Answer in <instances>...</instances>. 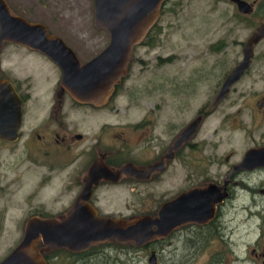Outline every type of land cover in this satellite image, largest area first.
<instances>
[{
    "label": "flooded vegetation",
    "instance_id": "1",
    "mask_svg": "<svg viewBox=\"0 0 264 264\" xmlns=\"http://www.w3.org/2000/svg\"><path fill=\"white\" fill-rule=\"evenodd\" d=\"M42 1L0 0V13L16 19L9 32L21 21L42 25L38 36L54 48L48 54L19 34H0V262L33 232L38 264H264V0L224 2L229 13L224 7L214 20L221 35L197 44L187 60L159 49L154 30L164 0L124 73L92 102L75 99L62 82L71 61L63 46L80 67L110 35L52 32ZM245 54L241 75L217 98ZM202 71L223 74L205 98ZM251 74L257 89L243 82ZM215 116L227 127L222 152L217 125L207 127ZM176 197L179 224L141 245L107 239L72 249L42 240L72 232L73 218L87 214L156 218Z\"/></svg>",
    "mask_w": 264,
    "mask_h": 264
},
{
    "label": "water",
    "instance_id": "2",
    "mask_svg": "<svg viewBox=\"0 0 264 264\" xmlns=\"http://www.w3.org/2000/svg\"><path fill=\"white\" fill-rule=\"evenodd\" d=\"M163 1L92 0L94 26L105 30L110 35V39L106 48L98 56L80 67L71 51L65 48L59 39L53 40L54 43L57 41V46H63L70 53L71 61L65 65L68 67H63L62 82L75 99L81 102H92L98 97L107 96L112 84L116 83L119 76L124 73L133 46L141 41L143 35L157 20ZM7 17L0 13L1 35L5 32L19 34L20 42L37 45L36 48L48 54L53 52L54 48L45 46V38L38 36V34H45L42 25L21 21L17 31L9 32L8 28L16 19ZM54 58L58 59V56L54 55ZM247 59L248 54H245L244 63L226 74L217 98L222 97L229 84L241 75ZM66 75L71 76V80H66ZM253 153L248 152L244 160L251 161ZM178 199V197L175 198L173 205H162L156 218H140L125 222L91 214L77 216L73 218L75 227L72 232L42 233V240L49 245L67 246L72 249L87 248L91 244L107 239L133 241L135 245H141L151 239L163 237L173 226L179 224L181 216L175 206ZM76 210L81 209L76 208ZM32 226L34 225H28L27 229H32ZM65 226L66 224H59L57 230H63ZM151 226L155 228L151 229ZM36 236L33 232H26L20 244L0 264H38V256L31 247L33 238Z\"/></svg>",
    "mask_w": 264,
    "mask_h": 264
},
{
    "label": "rangeland",
    "instance_id": "3",
    "mask_svg": "<svg viewBox=\"0 0 264 264\" xmlns=\"http://www.w3.org/2000/svg\"><path fill=\"white\" fill-rule=\"evenodd\" d=\"M226 1L170 0L164 7L154 30V32L162 35L159 38V44L161 45L159 49L163 51L175 50L187 60L188 56L192 55L193 49L197 48H195L197 44L204 46L212 36L221 35L224 27H222L220 21L214 22V20L225 17V15L221 16V12L225 11H223L224 7H227V13H229V6L225 4ZM51 4L52 8L50 9V2L47 0L42 1L43 17L52 18L51 26H49L52 32L67 36L107 34L105 30L94 26L92 0H52ZM226 17L228 18V16ZM181 57L179 60H181ZM169 70H173V66H170ZM186 72L188 73V70ZM222 75L220 71L212 73L202 71L200 81L202 89L199 96L205 98L209 89L216 82L221 81ZM243 82L249 86L252 83L255 89L261 85L256 74L247 76ZM210 124L217 125L218 152H222L226 148L227 127L223 122H219L216 116L208 120L207 127Z\"/></svg>",
    "mask_w": 264,
    "mask_h": 264
},
{
    "label": "trees",
    "instance_id": "4",
    "mask_svg": "<svg viewBox=\"0 0 264 264\" xmlns=\"http://www.w3.org/2000/svg\"><path fill=\"white\" fill-rule=\"evenodd\" d=\"M165 5V3H163Z\"/></svg>",
    "mask_w": 264,
    "mask_h": 264
}]
</instances>
